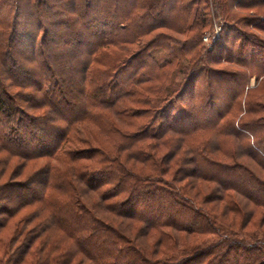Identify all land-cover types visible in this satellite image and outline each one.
Returning <instances> with one entry per match:
<instances>
[{"label": "trees", "instance_id": "obj_1", "mask_svg": "<svg viewBox=\"0 0 264 264\" xmlns=\"http://www.w3.org/2000/svg\"><path fill=\"white\" fill-rule=\"evenodd\" d=\"M243 25L264 34V0H0V264H264ZM13 159L42 163L29 185L3 182Z\"/></svg>", "mask_w": 264, "mask_h": 264}, {"label": "rangeland", "instance_id": "obj_2", "mask_svg": "<svg viewBox=\"0 0 264 264\" xmlns=\"http://www.w3.org/2000/svg\"><path fill=\"white\" fill-rule=\"evenodd\" d=\"M239 11L240 14H242L243 16H250V17H254V18H259L256 14V12H248V11H243V10H237ZM260 21H263L262 18H259ZM224 21H220L216 18L213 17L212 19V22H211V26H209L207 29L204 30L203 34H202V44L206 47H210L211 45H216L218 43H220L221 41V36H222V33H223V28H224ZM239 29H242L243 28V31L245 33H251V34H254V35H257L259 37H263L264 34L263 33H260L258 30H255L254 28H252L251 26L249 27H245L244 25L243 26H239L238 27ZM219 30V37L215 40L214 42V38L216 36V31ZM207 37L208 40L205 41L204 38ZM233 40V39H231ZM230 40V41H231ZM132 49H135L134 47ZM114 50V51H113ZM119 50L118 49H112V55H117ZM154 53L156 54V56L159 58V59H163L164 57H167V53L163 50H156L154 49L153 50ZM182 65V64H181ZM219 68H225L226 66H223V65H220V66H217ZM180 69V67L178 68V70ZM177 70V72H178ZM249 89V90H248ZM250 96H253V98H251L250 96L247 98L248 96V93ZM250 101L252 103H250ZM255 102V104H259L260 108L264 107V75L262 77H260L259 79L257 78V75L253 76V77H249L248 78V81H247V85L245 87V90H244V95H243V98H242V103L240 102V108L242 110V112L245 111V109L247 108V105L248 104H253ZM248 103V104H247ZM239 114V113H234L231 114L229 116V118L232 120H236V125L238 123H241L242 121H249V118L248 116L244 115V113ZM257 119H260V121L262 123H264V112H261L260 114H258V116H256ZM241 120V121H240ZM143 123H147L148 120H141ZM4 130V127L2 126V128ZM8 131V130H6ZM263 136V134H261ZM260 135V136H261ZM250 137L249 141L253 142V137L251 135H248ZM261 136V137H262ZM255 142L257 140H259V138H257V136H255ZM3 157V158H1ZM0 158L4 160V166L5 163L7 162L8 157L7 155H4V154H0ZM22 165V166H20ZM42 165V163H30V164H27V163H24L20 160H17V159H13L9 162V164L7 165V171L5 173V176H4V179H3V182H11L12 184L13 183H23V185H29V182L27 181V179L29 178V174L32 172V170H36V169H39L40 166ZM3 166V165H2ZM18 170V171H16ZM16 171V175L15 176H11L13 174H15L14 172ZM21 174V175H20ZM20 175V176H18ZM180 185H184V183H181ZM211 189H212V185H210ZM26 197H29L28 194ZM203 199V195L200 194L197 196V201L200 202L201 200ZM37 205H34L32 206L31 208H28L27 210H24L22 213H21V216L22 215H27L29 213H33L35 211V209H37ZM213 205H209V207H212ZM236 219H239V218H236ZM264 227V226H263ZM248 230H252L251 227H249L246 231ZM210 238H214L212 236H210ZM88 264V262H87Z\"/></svg>", "mask_w": 264, "mask_h": 264}, {"label": "built area", "instance_id": "obj_3", "mask_svg": "<svg viewBox=\"0 0 264 264\" xmlns=\"http://www.w3.org/2000/svg\"><path fill=\"white\" fill-rule=\"evenodd\" d=\"M218 34H219V30H217V31H216V36H215V38L213 39V40H214V42H215V40H216V39L219 37V35H218ZM204 40H205V41H207V40H208V38H207V37H205V38H204Z\"/></svg>", "mask_w": 264, "mask_h": 264}]
</instances>
